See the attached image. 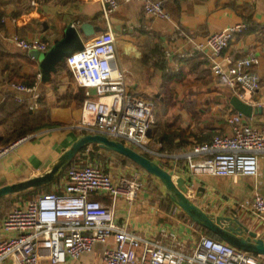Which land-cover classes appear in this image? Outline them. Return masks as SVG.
<instances>
[{
    "label": "built area",
    "instance_id": "1",
    "mask_svg": "<svg viewBox=\"0 0 264 264\" xmlns=\"http://www.w3.org/2000/svg\"><path fill=\"white\" fill-rule=\"evenodd\" d=\"M137 1L149 16L171 19L163 0ZM101 2L106 16L119 7L118 0ZM246 27L241 22L211 32L196 43V48L211 58L217 81L238 92L247 102L252 101L251 95L261 87L262 77L257 70L260 58L224 56L231 41ZM181 33L190 37L183 30ZM11 40L29 52L46 51L51 46L50 40L41 36L27 38L17 32L11 35ZM66 63L79 86L86 89L78 124L82 133H101L147 153L173 177L186 179L187 195L191 199L195 198L193 178L197 175L259 174V157L264 154V123L253 126L239 112L228 115L230 131L215 134L210 141L196 143L181 152L152 148L148 132L156 121L154 102L131 92L128 78L119 67L113 31L94 35L83 49L66 57ZM12 87L20 92L16 95L19 103L32 96L34 101L30 107L39 106L37 100L42 93L36 86L13 83ZM91 89L96 97L92 96ZM258 106L264 108L262 103ZM26 139L24 136L1 146L0 159ZM147 186L146 173L139 167L106 170L92 161L73 165L67 171L61 191L44 192L18 201L8 211L0 231V264L7 258L15 264H39L42 260L61 264L69 257L80 258L92 252L96 244H107L111 238L114 243L105 248L103 264H264V255L239 249L207 234L189 246L174 232L163 230L160 235L152 236L121 223L117 213L120 203H136ZM103 197L110 201L106 202ZM235 206L254 212L264 220L262 193L256 192L243 203L235 202Z\"/></svg>",
    "mask_w": 264,
    "mask_h": 264
},
{
    "label": "crops",
    "instance_id": "2",
    "mask_svg": "<svg viewBox=\"0 0 264 264\" xmlns=\"http://www.w3.org/2000/svg\"><path fill=\"white\" fill-rule=\"evenodd\" d=\"M118 2V9L106 16L102 10L101 0H0L2 12L0 45L9 52L28 54L33 59L32 62L21 63L20 75L37 74L36 89L42 93L41 101L49 109L52 120L57 122L53 126L44 127L27 135L26 140L0 159V186L42 175L51 169L55 161L82 134L78 124L82 118L86 93V89L80 87L71 74L66 58L56 64L49 78L44 77L39 60L29 51L13 43L11 35L14 32L27 38L41 36L50 40L52 45L55 40L63 37L64 29L70 23L80 26L84 22H91L100 28L96 34L106 30L113 31L117 40L119 67L128 78L131 92L152 102L154 97L159 96L158 93L164 84V76L161 69L144 62V47L147 41L159 44L167 53L172 52L170 65L173 68H185V70L196 68L194 72L197 73L190 72L189 75L199 76L196 83L201 84L202 93L198 101L207 96L204 102L214 106L212 112L200 108L204 114L201 123L194 122L187 110L182 114L189 125L186 127L188 130L204 131L210 135L208 140L210 141L215 135L213 133L230 131L227 118L234 112L230 98L238 92L225 88L217 81L211 58L204 53L209 60L205 62L203 57L198 56L196 52L200 51L196 48V43L204 40L211 32L236 23L247 24V21H251L257 26L251 27L245 33L237 34L225 49L224 56L231 55L238 58L255 55L260 58L257 70L262 77L261 87L251 95L252 101L247 100L253 105L252 115L241 114L249 124L258 127L263 125L264 108L258 105L264 104V0H164L171 19L149 16L137 0L130 2L118 0ZM181 30L187 32L192 39L183 35ZM94 35L84 38V44ZM180 54L185 58L178 57ZM208 78L210 83L206 82ZM7 79V72L0 68V101L10 93L14 92L16 95L20 93L12 85L10 86ZM181 86L186 88L188 85L184 82ZM179 90L178 87L177 94ZM91 92L93 97L97 96L93 89ZM180 95L179 99L182 100L186 93L180 92ZM192 96L198 97L192 94L188 98L194 100ZM42 107L43 105H40V108ZM211 116L217 118H210ZM221 119H225V122ZM189 140L194 143L197 141L192 136ZM210 177L207 174H200L193 178L195 184L193 200L216 216L227 215L234 221L240 220L250 230L256 231L259 237L264 238V220L254 212L235 206V202L243 203L242 200L246 201L256 192L264 194V154L259 157L257 176H226L228 180L237 184L242 178L246 179L247 186H243L244 189L238 186L234 190L235 194L230 193L226 188L227 181H223L219 187L210 181ZM59 186H63V182L53 187ZM200 186L205 188L202 195H198ZM159 187L161 188V184ZM146 192L141 191L134 204L120 203L117 213L121 223L139 230L142 234H152V236L160 235L163 230L174 232L179 239L186 240L189 246H193L204 234L191 226L189 221L182 219L179 214L176 215L162 207L157 208L151 203L152 198L146 195ZM238 194L244 196L239 197ZM103 198L106 202L110 201L108 197ZM3 206L0 202V231L6 214ZM113 243V238L107 244L98 243L92 252L80 258L69 257L61 264H103L104 250L108 244ZM2 264H15V262L7 258ZM39 264L52 263L42 260Z\"/></svg>",
    "mask_w": 264,
    "mask_h": 264
},
{
    "label": "trees",
    "instance_id": "3",
    "mask_svg": "<svg viewBox=\"0 0 264 264\" xmlns=\"http://www.w3.org/2000/svg\"><path fill=\"white\" fill-rule=\"evenodd\" d=\"M1 16L2 12L0 11V19ZM253 26L257 25L251 21H247V27L240 34L250 30V28ZM144 48V62L147 64H152L154 67L161 69L163 72L164 84L162 89L172 87L176 90L178 85L184 83V80L186 79L185 76L187 77L190 72L197 73L194 72L196 68H187L186 70L185 68H173L170 65L172 53L169 55L165 49L161 48L159 44L147 41ZM196 53L198 56L203 57L205 62L209 61L207 56L202 51ZM182 55L183 54H180L178 57L185 58ZM186 59L192 60L194 58ZM32 61L33 59L28 54L12 53L0 45V68L7 72V81L10 83V86L13 83H25L30 86H36L37 74L23 76L20 75L21 63ZM183 74H185V76H183ZM15 95L16 94L14 92L10 93L0 101V145H8L24 136L35 133L44 127L57 124L56 121L52 120L50 111L47 107H45V104L41 101V98L37 100L39 106L31 108L30 104L34 101L32 96H27L24 103H18L15 100ZM175 95H177V91L175 92ZM162 100L163 97L161 95L154 97V111L156 114V121L152 125L153 132L150 137V146L152 148H156L160 151L179 152L189 149L188 147H193L196 143H202L209 140L210 135L204 131L195 132L188 130L186 127H181L177 123L179 120L177 116H175V118L164 117L168 113V110L163 112L162 107L156 103L157 101L160 103ZM40 105H43V107L40 108ZM232 111H234L233 113L237 112L234 108ZM190 136L194 137V139L197 141L195 143L191 142L189 140ZM145 154L148 155L147 153ZM91 161L98 163L103 169L106 170L124 169L130 167L141 168L146 173L148 184L146 190L147 194L152 198L151 203H153L159 209L162 207L163 209L173 212L176 215L179 214L182 219L189 221L191 226L196 227L204 234H207L217 240H222L219 236L195 222L177 204H175V202L165 193V191L160 189L159 184L162 185V182L159 178L153 176L129 157L118 152L102 148L96 143L82 148L72 160V162L63 168L62 171L52 180V182L43 184L39 187H33L17 192L16 195H14V198L11 197V195L2 196L0 197V202L4 205L10 197V204L8 205V208L11 209L18 201L33 198L44 192L61 191L63 186H59L58 188H54L53 186L62 182L64 183L68 169L73 165L85 164ZM8 211L6 212L5 217Z\"/></svg>",
    "mask_w": 264,
    "mask_h": 264
},
{
    "label": "water",
    "instance_id": "4",
    "mask_svg": "<svg viewBox=\"0 0 264 264\" xmlns=\"http://www.w3.org/2000/svg\"><path fill=\"white\" fill-rule=\"evenodd\" d=\"M99 30L100 28L91 22H84L80 26L70 23L64 29L63 37L55 40L48 50H32L30 54L39 60V66L43 76L49 78L58 62L70 56L73 52L83 49L84 38L96 34ZM230 102L238 112L245 116L252 115L253 105L244 101L238 95L231 96ZM152 132L153 128L150 127L148 132L149 136L152 135ZM95 143L102 148L129 157L153 176L159 178L163 184L165 193L175 204L195 222L219 236L223 241L239 249L264 255V238L259 237L256 231L250 230L240 220L234 221V219L227 215L216 216L197 204L187 195L188 186L183 176L173 177L158 161L124 141L110 138L101 133H82L63 152L60 158L55 161L49 171L20 182L0 186V197L52 182L62 169L72 162L82 148ZM204 191L205 188L203 186L198 187V195H202Z\"/></svg>",
    "mask_w": 264,
    "mask_h": 264
},
{
    "label": "rangeland",
    "instance_id": "5",
    "mask_svg": "<svg viewBox=\"0 0 264 264\" xmlns=\"http://www.w3.org/2000/svg\"><path fill=\"white\" fill-rule=\"evenodd\" d=\"M198 77L199 76H196L195 74L188 75L186 77V79L184 80V82L187 83V85H188L186 88L181 86L182 84H180L176 87V90L173 89L172 87H169L167 89H161L158 93L159 96L161 95L163 97V100L160 103H159V101H157L156 103L159 104L160 107H162L163 112H166V110H168V113L164 117L175 118V116H177L179 119L177 121V123L183 128L189 126L187 123V120L184 119V115L182 114V112L185 113L184 110H187L189 112L190 118L194 122L201 123V121L204 120V114H202V112L200 111V108H203V109L207 110L208 112H212V107L214 106L213 104H210V103L207 104V102L206 103L204 102L206 100L207 96L200 99V102L198 101V99L201 97L200 93H202V90L200 89L201 84L196 83V80H198ZM206 82L210 83L211 82L210 78H208ZM192 86H194V87H192ZM178 87L180 88V90L178 91L179 94L175 95V92L177 91ZM180 92L186 93V95H184L185 97H183L182 100L179 99V97L182 95V94L180 95ZM188 94H190V95L195 94L198 97L192 96V99H194V100H190L191 98H188L190 96ZM210 118L216 119L217 117L211 116ZM224 120L221 119L222 122ZM209 122H211V120ZM210 124H212V123H210ZM211 128H214V127L211 126ZM210 132H211V130H210ZM216 133L217 132H215L213 134H216ZM1 146H5V145H0V147ZM210 176H211L210 181L214 185L219 186V187L221 186L223 181H227L228 183H226L225 186L229 190V192L233 193V194H235L234 190L238 186L240 187V189H244L243 186H247V181H246V179H243V178L241 179L240 183L237 184V183H233L232 181L228 180L226 177L227 175H210ZM212 176H214V177H212ZM163 188L164 187L162 184L160 189L163 190ZM10 195H11V197L14 198V195H16V193L10 194ZM146 195H147V192H146ZM237 196L242 197L244 195L238 194ZM9 199H10V197H9ZM9 199H8V201H6V204H4V206H3L4 211H6V212L10 209V208H8L9 207L8 205L10 204ZM242 202H244V201L242 200Z\"/></svg>",
    "mask_w": 264,
    "mask_h": 264
}]
</instances>
